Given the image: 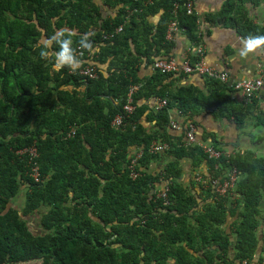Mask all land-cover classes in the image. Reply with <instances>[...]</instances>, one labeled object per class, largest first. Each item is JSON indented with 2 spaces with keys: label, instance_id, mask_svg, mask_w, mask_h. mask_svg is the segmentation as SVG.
<instances>
[{
  "label": "trees",
  "instance_id": "trees-1",
  "mask_svg": "<svg viewBox=\"0 0 264 264\" xmlns=\"http://www.w3.org/2000/svg\"><path fill=\"white\" fill-rule=\"evenodd\" d=\"M186 1L0 0V264H264V235L259 232L264 223V159L252 152L209 159L200 146L186 144L187 129L177 138L167 132L172 109L193 123L201 110L216 109L243 125L246 111L236 109L231 96L227 101L221 98L220 82L211 80L210 96L193 86L169 92L155 87L156 83L189 75L157 72V82L136 92L134 114L125 116L122 128L116 129L112 123L123 113L134 83L116 73L110 81L113 85H105L101 74L99 80H91L70 74L67 68L54 71L36 47L57 29L68 28L77 34L75 49L80 35L88 31L94 32L96 48L104 34L124 22L127 10H133L137 18L128 27L130 34L124 37V29L120 38L125 47L116 50L118 38L104 43L119 51L116 59L123 61L129 41L141 40L138 20L163 11L157 38L150 43L151 32L144 30L147 49L141 47L136 53L157 57L163 48L168 55L167 26L176 19L174 5ZM236 4L237 0H225L223 13L234 11ZM117 7L113 23L103 20V11ZM178 20L194 39L196 15L188 16L182 8ZM245 30L256 33L251 25ZM136 57L131 58L132 78ZM80 83L88 91L93 86L94 91L62 93V88ZM152 96L167 99V106L147 115L143 101ZM146 120L150 126L143 123ZM154 142L168 148L154 154L150 151ZM33 146L37 158L18 154ZM138 154L142 157L134 166ZM161 154L172 161L159 174H151V161L161 160ZM184 159H192L195 168L207 164V173L198 180V196L180 183ZM35 166L40 182L31 176ZM232 168L239 179L220 195L212 180L222 181ZM134 171L137 178L132 177ZM161 179L168 184L157 193L154 188ZM24 187L26 201L20 212L9 204ZM162 192L167 199L159 197ZM42 209L46 233L38 236L25 219Z\"/></svg>",
  "mask_w": 264,
  "mask_h": 264
},
{
  "label": "crops",
  "instance_id": "crops-1",
  "mask_svg": "<svg viewBox=\"0 0 264 264\" xmlns=\"http://www.w3.org/2000/svg\"><path fill=\"white\" fill-rule=\"evenodd\" d=\"M194 3L195 15L197 17V30L196 35L194 36L195 38L193 39V37H190L188 32L180 25V30L175 35L174 41L168 42L165 36V40L168 45L171 44L168 55L165 53V49L163 48L162 51L157 54V57L154 55L147 57L136 53L137 49H141L145 43L143 40L145 35L144 30L146 32H151L150 37L148 36L150 43H152L153 38H157L156 36L158 35L156 34L158 29H160L159 22L162 19V11L155 17L146 15V17L142 20H138V22L142 25L141 40L136 43L130 40L128 49L124 48V60L131 61V63H123L124 60L121 61L116 59L119 51H113V49L111 51L104 43H108L109 41L113 42V39L118 38L119 42L116 44V50L124 46V40L120 39L122 38L124 31L116 34V30L123 26L126 29L124 37L129 35L130 33L128 31V27L131 26L132 19L137 18V15L133 14L135 13L133 10H127L124 22L114 28L112 31L113 33L107 32L104 34L103 41H101L100 44L98 43L96 46L97 50L94 53L90 54L84 50L86 54H84V57L77 53L78 57L82 60V66L80 69L85 68L88 65L95 66V68L98 69L97 72L100 71V73L98 72L99 76L95 80H99L101 74L104 78L102 82L105 85H113V83L110 84V81L114 79L113 74L116 73V75L118 74L125 78L129 84L139 83L137 85L133 84L131 87H136L138 92L140 87L145 88L157 82L155 79L157 72L153 69L154 60L175 58L178 63L183 64L189 48L200 47L203 50L205 56L204 59L209 66L228 74L229 81L226 85L221 82V84L218 83L221 86L220 95L221 98L225 97L226 101L227 96H231V99L235 101L234 107H236V109L240 108L246 111L243 125L239 126L234 117H223L219 110L216 109L201 110L200 114L193 118L194 123L191 122V120L186 119L177 109H172L169 113L170 120L171 123H176L177 127L171 125L169 130H167L168 134L174 138L183 136L188 125L193 123L197 128V131H195L196 145L200 146L202 149L204 146L215 144L218 145L224 154L229 157L237 153L244 154L245 152H252L255 154L256 158L264 159V89L257 92L251 100H246L240 92L235 91L233 88V85L239 81L260 77L264 78V48L259 49L256 53L250 54L247 58H241L238 55V51L241 46L240 40L242 37L250 34L264 35V0H237L234 11L228 14L223 13L225 0H195ZM118 9V7L116 9L109 8L103 11V20H109L113 23V21L118 18ZM248 25L253 26L256 33L251 30H245V27ZM168 27L169 25L167 26V31ZM111 35L112 37H109ZM106 36L107 39H105ZM162 45L167 46L164 42ZM78 48L76 49V52H78ZM146 49L147 48L143 47L141 51H145ZM119 55L121 56V53H119ZM134 56H137V59L135 60L138 61L134 68L136 71L135 78L138 79V82L135 81V78H132V68L134 63L131 58ZM69 72L70 74L73 73L76 76L81 77L80 74L76 73L77 71ZM117 86L121 87L119 84ZM180 86H193L205 96H210L211 90L214 88L211 80L201 76H187L179 78L171 77L165 80L161 79L155 85L158 89L166 87V91L169 92L176 91ZM63 91L66 92V95H84L88 90L85 83H80L78 85L75 84L64 87L62 88V93ZM89 91H94L93 86H91ZM62 95L64 99L67 97L65 94ZM160 100L168 101L163 97L153 98V96L143 101L144 106L147 108V115L150 111L152 112L155 108L157 109L160 104ZM110 101L112 102V100ZM68 104L69 106L71 105L69 102ZM63 110H67L66 107H63ZM69 111L70 108L66 112L68 113ZM145 116L146 115H144V118ZM143 123H145L146 126H150L147 120ZM152 125H154V123H152ZM213 140H216L218 144ZM161 155V160L156 159L151 161V165L148 169L151 174H159L165 165L172 161L169 156L165 154ZM182 165L183 176L182 179H180V183L187 187L196 196L200 195L201 190L198 187V180L203 177V174L207 173V164L204 163L200 168H195L193 166L192 159H184ZM167 184L168 182L166 180L161 179V181L155 185L154 191L159 193L167 186ZM26 191V188L22 189L17 196L11 198L12 200L9 207L21 212L26 201ZM198 200L202 201V199ZM42 212H44L43 209L40 210V212L34 217H27L25 219L29 229L34 234L35 232L33 228H35V226L39 227L40 225V228H38L40 229V233L35 234L38 236L46 233L45 228L41 224ZM262 213L264 215V206L262 208ZM37 219H40L39 223L37 222ZM259 232L261 237H263L264 223H262Z\"/></svg>",
  "mask_w": 264,
  "mask_h": 264
},
{
  "label": "built area",
  "instance_id": "built-area-1",
  "mask_svg": "<svg viewBox=\"0 0 264 264\" xmlns=\"http://www.w3.org/2000/svg\"><path fill=\"white\" fill-rule=\"evenodd\" d=\"M184 9L186 12V15L193 16L195 15V3L193 0H187L185 4L180 5L176 3L174 5V11L173 14L175 16V20H173L168 27L166 40L168 42H172L175 39V35L180 30V24L178 22L179 11L180 9ZM124 28L123 26L119 27L116 30V34L123 32ZM109 37H112L109 36ZM107 39V36L105 37ZM78 54L80 56L84 55V50L81 48H78ZM196 56V57H193ZM204 53L202 48L200 47H192L189 48L187 51L184 63H178L175 58H169V59H156L153 63V69L156 72H160L163 74H179L183 73L185 75H199V76H205L208 77L211 80L219 81L223 84H227L229 81L228 74L225 72L218 71L217 69L209 66L205 59H204ZM79 74L83 77H87L91 80H94L98 77L97 69L95 67L89 66L79 71ZM233 88L235 91H238L242 94L244 99L251 100L257 92H259L261 89H264V78H256V79H248L236 82L233 85ZM137 92V88L133 87L130 89V92L127 96V102L123 106V113L117 114L115 116V119L112 123V126L116 129H121L124 125L125 116L131 117L135 110L136 105L134 103V97ZM167 106L166 100H160V104L157 107V110L162 109L163 107ZM171 125L174 127H177V124L172 122ZM197 128L193 123H190L187 127V137H186V144L195 146V135ZM168 148L167 144H162L159 142H154L151 147L150 151L154 154H159L164 152ZM204 153L208 156L209 159L213 160H220L222 157H229L224 154V152L221 150V148L216 147L214 145L210 146H204L203 147ZM20 155L29 154L32 159H35L38 157V152L36 147H31V149H24L20 150L18 152ZM142 157L141 154H138L134 161L133 165H138L139 159ZM218 168V167H216ZM239 172L237 169L232 168L229 173L227 174V178H224L222 181H219L217 179L212 180V185L215 187L216 192L220 195H225L230 189H232L239 179ZM33 179L36 182H40V174L39 169L37 166L33 167L32 175ZM133 178L138 177V173L134 171L132 173ZM201 180V179H200ZM206 182V181H205ZM159 197H163L164 199H167V193H163L159 195Z\"/></svg>",
  "mask_w": 264,
  "mask_h": 264
},
{
  "label": "clouds",
  "instance_id": "clouds-1",
  "mask_svg": "<svg viewBox=\"0 0 264 264\" xmlns=\"http://www.w3.org/2000/svg\"><path fill=\"white\" fill-rule=\"evenodd\" d=\"M76 35L77 34L74 30L68 28L57 29L54 34L41 39L37 43L36 47L40 49L39 56L45 61H50L54 71H62L67 68L69 71H77L76 73L79 74V71L84 68L80 69L82 66V60L78 57L76 49L74 48V43H76V41H74V37ZM93 36L94 32L92 31H88L80 35L78 40L79 48L87 50L90 54L94 53L97 49L92 42ZM54 45L58 46V50H52ZM240 45L241 46L238 51L239 57L247 58L250 54L256 53L259 49L264 48V35L250 34L242 37ZM92 67L95 66L92 65Z\"/></svg>",
  "mask_w": 264,
  "mask_h": 264
},
{
  "label": "rangeland",
  "instance_id": "rangeland-1",
  "mask_svg": "<svg viewBox=\"0 0 264 264\" xmlns=\"http://www.w3.org/2000/svg\"><path fill=\"white\" fill-rule=\"evenodd\" d=\"M20 155V154H19ZM23 191H25V190H23ZM22 191V192H23ZM39 212V210L35 213V215L37 214ZM34 215V216H35ZM34 216H32V217H34ZM38 220V221H37ZM36 221L39 223V221H40V219H37ZM38 228H40V225H39V227L38 226H35V228H33L34 229V232H35V234H38V233H40V229H38ZM25 264H41V261H35V262H32V263H25Z\"/></svg>",
  "mask_w": 264,
  "mask_h": 264
}]
</instances>
